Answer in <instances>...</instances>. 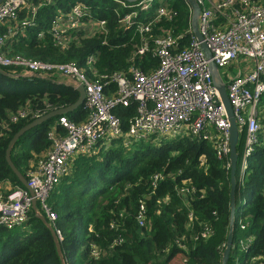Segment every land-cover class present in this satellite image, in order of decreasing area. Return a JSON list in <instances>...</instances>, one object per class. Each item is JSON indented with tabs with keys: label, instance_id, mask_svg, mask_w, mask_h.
I'll return each mask as SVG.
<instances>
[{
	"label": "trees",
	"instance_id": "obj_1",
	"mask_svg": "<svg viewBox=\"0 0 264 264\" xmlns=\"http://www.w3.org/2000/svg\"><path fill=\"white\" fill-rule=\"evenodd\" d=\"M141 1L32 0L37 10L31 2L0 24V35L13 44L9 51L2 48L1 54L51 65L72 64L85 68L90 81L133 67L150 73L159 63L153 55L156 39L166 35L187 39L191 11L185 0H152L146 9L134 5ZM76 2L89 4L95 18L104 22L102 29L91 35L69 25L60 26L63 32L51 28L59 12ZM121 2L137 10L130 26L123 20L131 9ZM159 7L168 11L166 16L158 18ZM146 24L148 30L140 32L139 26ZM145 44L147 51L137 53ZM94 52L96 60L87 68L86 58ZM0 69L8 75L0 73V180L23 187L5 159L9 141L32 120L74 103L78 92L62 76V81L53 83L26 77L23 65ZM261 103L264 107V96ZM114 112L122 135L95 153L73 157L69 171L46 198L48 208L57 215L53 232L62 257L50 229L37 214L50 224L37 202L24 224L11 229L0 225V264H222L231 214L226 160L216 157L208 140L193 136L126 137L136 104L118 106ZM263 112L261 108V128L243 174L239 162L245 129L236 145L232 244L226 264L244 262L250 256L256 257L255 264H264ZM86 114L82 104L66 116L80 122ZM57 118L29 129L12 146L11 160L26 179L51 146L48 133ZM243 236L252 237L246 255L232 247Z\"/></svg>",
	"mask_w": 264,
	"mask_h": 264
},
{
	"label": "built area",
	"instance_id": "obj_2",
	"mask_svg": "<svg viewBox=\"0 0 264 264\" xmlns=\"http://www.w3.org/2000/svg\"><path fill=\"white\" fill-rule=\"evenodd\" d=\"M151 1L142 0L134 5L146 9ZM196 1L200 7L198 30L210 58L205 57L190 28L189 37L185 40L181 35L156 39L153 55L159 63L157 69L150 73L133 67L124 73L90 81L85 76V68L72 64L51 65L3 56L1 49L9 51L13 44L5 35H0V66L23 65L25 75L37 73L52 80L57 76L67 77L74 89L81 84L84 89L82 104L87 111L80 122L71 120L66 114L58 115L56 126L48 133L51 146L27 173V185L32 195L25 187L13 185L8 179L0 180V225L11 229L24 224L34 199L44 209L54 228L57 215L50 211L45 202L49 191L59 182L60 176L69 171L73 157L95 153L100 146L122 135L120 119L114 112L118 106L136 104V114L129 120L126 137L145 139L153 134L157 137L193 136L208 140L216 156L227 159L230 151L229 122L212 83L209 61L216 65L218 72L220 68L237 64L236 72L227 71L225 78L219 74L225 84L236 125L240 131L245 129L240 169L243 174L261 128L258 115L264 96V0ZM31 2L4 0L0 4V24L5 18L15 17L17 9L27 7ZM121 3L123 7L131 9L123 20L130 26L137 10L133 8L134 5ZM31 7L37 10L33 2ZM167 12L164 7H159L156 15L159 18L166 16ZM89 18L92 19L91 10L77 3L67 11H60L51 28L54 30L57 27L63 32L60 26L69 25L82 30L86 21L89 23L86 33L92 35L99 27L102 29L104 22L95 19L88 21ZM148 28L146 24L139 26L138 30L142 32ZM146 51V44L136 50L139 54ZM96 57L97 52L87 56V68H92ZM57 128L65 133L62 134ZM229 166L227 161L226 167ZM56 233L58 237L61 235L58 230ZM250 244L252 238L243 236L232 247L245 253ZM255 259L251 257L248 264H255Z\"/></svg>",
	"mask_w": 264,
	"mask_h": 264
},
{
	"label": "water",
	"instance_id": "obj_3",
	"mask_svg": "<svg viewBox=\"0 0 264 264\" xmlns=\"http://www.w3.org/2000/svg\"><path fill=\"white\" fill-rule=\"evenodd\" d=\"M3 1L4 0H0V3ZM125 1L134 2L136 0H125ZM185 1L188 4L190 11H191V17H190L191 33L195 36V38L199 42V46H200L201 50L204 52L205 57H207V59H208V58H210V52H209L207 45L203 41L202 36L198 30V16L200 13V7H199L196 0H185ZM209 69H210V73H211L212 83L218 91V94H219L221 102L225 108L226 115H227L228 122H229V138L228 139H229V149H230L229 160H230V182H231V192H230V211H231V214H230V218H229V230H228V235H227V240H226V246L224 248L223 255L221 258L222 264H226V261L228 259V256H229V253L231 250V244H232L233 211H234L233 209L235 206L234 199H233V190H234V185H235L234 173L236 170L237 158H238V153L236 151V145H237V142L239 139L240 129H238V127L236 125V121H235V118L233 116L232 107L229 103V100H228V97L226 94L225 84L220 77V74L218 72L216 65L212 61H209ZM0 73L3 75H7L5 72H2L1 69H0ZM13 77L15 78V77H19V76H13ZM26 77H28V78H39V79H45L48 81H52V78H50L49 76H42V75L37 74V73L28 74ZM75 89L78 92V98L74 103H72L68 106H65V107H60V108L51 110L48 113L32 120L28 124L21 127L13 135V137L11 138V140L8 143V146H7L6 151H5L6 162H7L8 166L10 167V169L12 170V172L15 174L16 178L22 184V186L25 187L31 195H32V190L27 185V179L19 171V169L14 165V163L11 160L10 152H11L12 146L14 145L15 141L22 134H24L26 131H28L29 129L43 123L44 121H46L52 117H55V116L61 115V114L70 113V112L76 110L78 107H80L82 105L83 99H84V89H83V86L81 84H79L77 87H75ZM35 204H36L35 200L33 199L32 206H31V208L33 210H35V206H36ZM37 214L41 218V220L47 225V227L50 229L52 236L54 238L56 247H57L58 254L60 255V257H62L60 245H59V242L57 241V238L53 232V227L47 222L45 217H43L39 213H37Z\"/></svg>",
	"mask_w": 264,
	"mask_h": 264
},
{
	"label": "rangeland",
	"instance_id": "obj_4",
	"mask_svg": "<svg viewBox=\"0 0 264 264\" xmlns=\"http://www.w3.org/2000/svg\"><path fill=\"white\" fill-rule=\"evenodd\" d=\"M236 70H237V64H231V65H229V66H226V67H224V68H220L219 69V72H220V74H221V76L223 77V78H225V73L227 72V71H232V72H236ZM25 73V72H24ZM56 79H60V76H57L56 77ZM56 79H53L51 82H53V83H56L57 81L58 82H60V80H57L56 81ZM260 104H262V103H260ZM261 108H263L264 109V107H261ZM261 118L263 119L264 118V112H263V115L261 116ZM239 170H238V173H236V177H237V180H239ZM250 238H252V237H250ZM58 239H62V236L60 235L59 237H58ZM60 256V255H59ZM61 256H62V254H61Z\"/></svg>",
	"mask_w": 264,
	"mask_h": 264
},
{
	"label": "crops",
	"instance_id": "obj_5",
	"mask_svg": "<svg viewBox=\"0 0 264 264\" xmlns=\"http://www.w3.org/2000/svg\"><path fill=\"white\" fill-rule=\"evenodd\" d=\"M91 18L92 19H95L96 21L97 20H99V19H96L95 18V16H94V13L91 11ZM92 19H88V21H91ZM88 28H89V23L88 22H86L85 21V23H84V25H83V27H82V30L86 33L87 31H88ZM14 39V38H13ZM14 40H16V39H14ZM28 75V74H27ZM63 77V76H62ZM63 78H67V77H63ZM63 78L62 79H57V80H63ZM56 80V81H57ZM56 83H59L58 81L56 82ZM71 86H73V84H70ZM169 137H172V136H169ZM117 138V137H116ZM115 139V138H114ZM113 139H111V141H112ZM201 140H203V139H201ZM110 141V142H111ZM109 144V143H108ZM108 144H106V145H108ZM100 147H102V146H100ZM213 149H214V147H213ZM215 151V150H214ZM244 151V150H243ZM216 152V151H215ZM216 155V154H215ZM217 157V156H216ZM218 158V157H217ZM219 159V158H218ZM226 160V164H227V161L229 162V164H230V160H229V157L227 158V159H225ZM237 160H238V158H237ZM248 162H249V159H248ZM241 164H242V160L240 159V162H239V167H240V169H241ZM236 167H237V165H236ZM229 168H230V166H229ZM245 171V170H244ZM241 228H242V226H240ZM234 249V248H233Z\"/></svg>",
	"mask_w": 264,
	"mask_h": 264
},
{
	"label": "clouds",
	"instance_id": "obj_6",
	"mask_svg": "<svg viewBox=\"0 0 264 264\" xmlns=\"http://www.w3.org/2000/svg\"><path fill=\"white\" fill-rule=\"evenodd\" d=\"M77 3H82V4H84V5H86V6H88L89 4H87V3H84V2H76V3H74V4H70L69 6H68V8L66 9V10H63V11H67L71 6H73V5H75V4H77ZM128 5H131V4H128ZM124 8H127V7H124ZM130 9V8H129ZM90 10V9H89ZM250 158H251V156H250ZM251 247V246H250ZM249 252V249H248V251L247 252H245V253H243V254H247ZM242 253V252H241ZM251 257L252 256H250L249 258H247L246 260H244V262H237V264H248V262H249V260L251 259Z\"/></svg>",
	"mask_w": 264,
	"mask_h": 264
},
{
	"label": "bare ground",
	"instance_id": "obj_7",
	"mask_svg": "<svg viewBox=\"0 0 264 264\" xmlns=\"http://www.w3.org/2000/svg\"><path fill=\"white\" fill-rule=\"evenodd\" d=\"M251 160V158H249V161Z\"/></svg>",
	"mask_w": 264,
	"mask_h": 264
}]
</instances>
